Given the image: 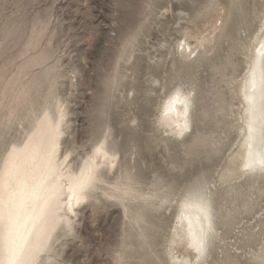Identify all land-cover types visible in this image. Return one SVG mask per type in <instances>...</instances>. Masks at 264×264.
Returning <instances> with one entry per match:
<instances>
[{"label":"rangeland","instance_id":"obj_1","mask_svg":"<svg viewBox=\"0 0 264 264\" xmlns=\"http://www.w3.org/2000/svg\"><path fill=\"white\" fill-rule=\"evenodd\" d=\"M219 1L228 3V0ZM208 4L209 0H0V93L3 84L17 74L16 63L21 62L17 55L25 47L35 23L39 24L37 28L41 27V22L42 26L49 23L40 49L48 46L47 37L55 33L49 45V54L53 56L48 62V68L52 67L50 75L43 79L37 92L33 91L29 107L17 114L21 122L15 120L16 116L0 126V157L6 146L23 137L34 118L45 107L53 109L60 100L65 103L66 110L62 148L71 147L72 160H79L104 134H107L109 146L117 150L119 158L112 173L106 176L108 182L114 181L122 173L125 163L135 167L132 173L140 182L138 186L146 190L152 188L149 183L158 175L167 177L175 182L177 188H181L197 172L216 169L223 163L236 138L235 129L231 130L234 132L229 139L222 140L224 146L218 145L222 150L213 155L211 160L207 152L201 149L200 155L188 157L184 153L185 148L178 142L173 144L167 141V146L161 141L164 131L154 129L157 127L159 104L167 91L161 90L164 78L173 73L170 69L173 55L169 52L174 50L178 39L182 37L177 30L202 24L207 19L206 15L211 13L205 7ZM263 4L264 0H243L240 6L242 16H232L227 26L229 35L219 52L211 56L213 60L217 63L225 60L232 37H238V27L242 26V37L249 40L260 22L254 9L257 7L262 10ZM165 8L170 10L162 15ZM142 20L145 23L138 34L131 62L126 65L124 59L119 60L117 73L122 71L126 76L121 85L114 88L112 96L106 98L104 93L111 87L107 82L108 76L114 72V62L123 47L122 42ZM15 27H19V36L14 34L15 37L2 38V33ZM234 60L238 72H243L244 56L236 54ZM39 71L40 68L36 70L37 73ZM194 74L197 89L202 92L209 90L214 85L212 81L217 79L211 67L204 64L198 66ZM182 78L185 80V75ZM211 97L209 95L207 100L209 108L213 107ZM2 99L0 96V101H3L0 103V110H3L0 114L7 116L9 100L5 103ZM133 117L136 121L129 122ZM226 121L228 123L232 119ZM223 123L220 128H214L217 130L215 135L228 130L229 126ZM199 125V122H195L193 132L197 131ZM212 128L206 126L202 131L210 132ZM130 148L134 153L126 152ZM191 158L193 162L186 163ZM171 163L183 168L173 169ZM260 200L264 206V195ZM173 206L168 211H162L160 216L165 221L169 220L166 227L171 225ZM78 211L75 231L62 237L58 243L61 248L58 264H138L139 254L134 252L133 247L125 249L121 244L125 225L122 208L117 201L90 199ZM253 214L254 211L252 214L238 213V219L234 221L246 217V223ZM255 222L251 221L248 226ZM169 227L166 231H169ZM161 237L164 239L160 236L156 247L160 251L164 243ZM131 250L135 254L129 256ZM245 251L252 252V249ZM245 251L244 255L240 251L237 262L232 264H259ZM213 256H216V252Z\"/></svg>","mask_w":264,"mask_h":264},{"label":"bare ground","instance_id":"obj_2","mask_svg":"<svg viewBox=\"0 0 264 264\" xmlns=\"http://www.w3.org/2000/svg\"><path fill=\"white\" fill-rule=\"evenodd\" d=\"M227 2L225 4L219 0H209V4L205 7L211 13L206 15L207 19L202 24H195L193 27L185 26L177 30L178 33L182 34V37L178 39L174 50L169 52V54L173 55L172 68H170L173 73L170 77L164 78L165 82L162 84L161 90L167 89V91L159 104V111L156 117L157 127L154 128L155 131H164L161 141L166 143L167 146H169L167 141H171L173 144L178 142L177 144L185 148L184 153L186 156H197L205 151L210 160L213 155L221 152V146H224V143L222 145V140L226 141L229 139L231 133L234 132L231 130L235 129L236 138L231 143L224 160H222L223 163L221 162L214 170L205 169L197 172L181 188H177L174 181L168 180L163 175H158L155 180L149 183L152 188L146 190L139 187L140 182L132 173V169L135 167L128 165V163H125L122 173L114 181L108 182V177L106 179V176L114 170L119 154L117 150L109 146L107 134L102 135L92 144L89 151L87 150L84 155L78 158L79 160H72L73 155L69 158L70 169L78 172L79 166L83 164L85 159L92 156L94 149L100 144L104 145L106 157L101 155L95 158L100 165L97 182L86 193L85 197L74 205L72 211L66 214L64 220L57 227L53 233L50 248L41 258L42 264H58L61 259V248L58 247V243L62 237L70 234V232L72 233L73 230L75 231L78 219L77 211L90 199H100V202L105 199H113L121 206L125 225L121 244L125 249L127 247L132 249L133 247L134 252L139 254L138 264H232L238 258L237 254L242 251V255H244L243 251L247 249H252V252H245L250 253L252 258L260 264L261 259L264 258V206H262L263 202L260 200L264 195V173L260 171L244 173L242 171L244 153L241 148L243 141L239 118L241 115V104L243 103L241 95L242 81L248 71L249 53L264 39V37L257 35L264 28V4L262 10L257 9V7L254 9V14L257 19L260 17V22L257 29L250 35L249 40L247 41V39L242 37V26L238 27V37H232V43L229 46L230 51L225 56V60L217 63L211 56L219 52L223 41L229 35L227 26L232 16H242L243 11L240 8L243 0H228ZM169 10L165 8L161 14L165 15ZM212 12L216 13L213 14ZM144 20L122 42L123 47L114 62V72L108 76L107 82L111 87L109 91L104 93L106 98L112 96L114 88H118L126 76L122 71L117 73L119 60L124 59L126 65L131 62L138 34L145 23ZM41 23V27L38 28L39 24L35 23L34 27L36 28L33 27L32 33H30L31 31L29 32L30 37L25 43V47L17 55V58L21 59L19 64L16 63L17 74L13 76L14 78L11 77V81H7L2 86L0 96L6 101L5 103L9 100L10 106L7 116L0 114V126L12 121L18 116L19 112H22L30 104L33 91L37 92L40 89L43 79L48 77L52 70V67L48 68V62L53 57L51 53L49 54V45L55 33L47 37L46 43L48 46L45 45L46 47H41L40 49L43 37L46 36L45 31L48 30L49 26V23L45 24L44 22V26ZM18 30L19 27L9 29L6 33H2V38L13 37L14 34L19 36ZM254 41L256 42L255 44L253 43ZM236 54L244 56L245 67L243 72H238L236 68L238 66L234 60ZM252 54L254 55V52ZM203 64L210 66L214 72V78H217L212 81L214 85L205 92L197 89L198 84L194 74L195 69ZM39 68L40 71L37 73L36 70ZM181 73H184L185 80H183L182 77L184 75ZM25 77H28V79L25 80ZM176 89H180L186 94L191 93L190 124L188 131L184 132L183 135H178V129L176 128V121L178 119L182 120V106L176 105L167 118L162 115L165 102L174 94ZM228 94L229 97L227 96ZM209 95L212 96L210 98V101H213L212 108L208 107L207 100ZM1 102L3 103V101ZM64 104L58 100L53 109L45 107L38 117L34 118L23 137L11 142L8 146L12 144L22 145L36 130L39 119L44 116V113H48L49 116L55 115L56 119H60L62 112L63 119L60 123L61 135L59 137L58 150L61 153V159H63V154L71 152V147L62 148L63 125L66 122ZM23 115L26 116L25 114ZM228 118L232 119L231 122H228L229 124L226 121ZM15 120L18 123L21 122L19 116ZM135 121V117L129 120L131 123ZM195 122H199L200 125L197 131L193 132ZM211 122H213V125H210ZM222 123L225 126H229L227 130L229 134L227 131L222 130L221 133L215 135L216 129L220 128ZM206 126H212L213 128L210 132L202 131ZM194 143L195 147H193ZM200 149L203 151L200 152ZM126 152L134 153L131 148L126 150ZM4 155L5 151L0 157V162H2ZM192 162L193 158L188 160V162L186 161V163ZM172 168L182 169L183 166L172 164ZM196 189H202L208 195L212 208L214 228V231L209 236L207 255L202 257L200 261L196 260L195 253L187 248L186 245L179 242L175 245L172 244L174 238L173 230L176 229L177 234L179 232L177 217L180 215L182 202L190 191H195ZM174 204L175 207L173 206ZM171 206L174 207L173 219L170 220V227L167 226L169 231H166L167 221L169 222V220L165 221L160 216L162 211H168ZM256 207L258 208L256 209ZM252 211H254V214L248 222L244 223L246 217H243L242 220L234 221L238 219L236 217L238 213L239 215L244 213L252 214ZM253 220H256V222L248 226ZM165 231L167 234L164 236ZM160 236L164 237V239L161 237L164 240L163 250L161 251L156 249ZM134 252L131 250L128 255L132 256L135 254ZM214 252H216V256H213Z\"/></svg>","mask_w":264,"mask_h":264},{"label":"snow or ice","instance_id":"obj_3","mask_svg":"<svg viewBox=\"0 0 264 264\" xmlns=\"http://www.w3.org/2000/svg\"><path fill=\"white\" fill-rule=\"evenodd\" d=\"M257 35L264 37V28ZM249 56L239 118L242 171L264 173V39ZM190 97L191 93L176 89L164 104L165 118L176 105L182 106V120L176 121L178 135L189 129ZM62 119V112L60 119L44 113L22 145L5 147L0 162V264H42L57 227L97 182L100 165L95 158L106 157L104 145L94 149L78 172L71 170L68 162L72 153L63 154L61 159L58 150ZM177 221L179 232L173 230L172 244L186 245L200 261L207 255L209 236L214 231L211 203L204 190L196 189L185 196Z\"/></svg>","mask_w":264,"mask_h":264}]
</instances>
